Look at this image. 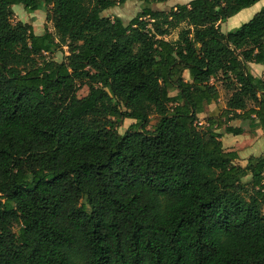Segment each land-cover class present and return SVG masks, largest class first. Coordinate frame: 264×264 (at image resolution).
<instances>
[{
	"label": "trees",
	"instance_id": "16d2710c",
	"mask_svg": "<svg viewBox=\"0 0 264 264\" xmlns=\"http://www.w3.org/2000/svg\"><path fill=\"white\" fill-rule=\"evenodd\" d=\"M128 1L0 0V264H264V155L223 144L264 130V9L221 31L262 0Z\"/></svg>",
	"mask_w": 264,
	"mask_h": 264
},
{
	"label": "rangeland",
	"instance_id": "374dc122",
	"mask_svg": "<svg viewBox=\"0 0 264 264\" xmlns=\"http://www.w3.org/2000/svg\"><path fill=\"white\" fill-rule=\"evenodd\" d=\"M193 0H171L167 3H162V4H154L152 5V8L157 11H165L169 12L173 7H176L178 5H185L188 4ZM144 7V4L141 3L138 0H129L124 6L117 7L115 9H112L110 11L105 12L103 15L105 17L109 18H114V17H120L122 18L126 23H129L132 19H134L140 12H142V9ZM264 9V0L253 6L252 8L246 9L242 11L240 14L236 15L235 17L229 19L227 22L223 23L221 26V31L224 34H227L229 32L236 31L237 29L241 28L244 24L250 22L255 15L260 13ZM14 10V17H13V23L17 24L19 22L31 24L34 28V31L37 35H42L46 31L49 32H54L53 24L49 20L50 16V8L47 6H44L42 10L34 12V13H29L23 5H15L13 7ZM239 16V17H238ZM178 33L179 31H175L169 38L168 40L170 41H175L178 39ZM68 55L67 49L64 51H59L56 54L52 56V59L55 60L58 63L63 62L65 59V56ZM185 78L189 79V74H185ZM221 91V100L218 105H214L211 108L209 107L207 109V113L201 117V121H205L207 117L210 115H221L222 111L226 108L227 100L229 96L231 95L230 93L226 92L221 86V84L218 85ZM89 90L85 87L79 92V98H83L88 94ZM159 122V118L156 116L152 117L150 126L148 127L149 130H154L155 126ZM133 124V121L131 120H126L120 127V133L125 134L126 131L130 128V126ZM240 121H235L232 123V125H239ZM246 130V134L243 136L241 139V142L238 143V149L241 152H245L246 156H248L249 152L247 151L248 149H252V145H254V140L255 137L250 134L248 126ZM226 135V134H225ZM224 135V136H225ZM234 136V135H233ZM232 135H228L227 139L225 140L224 147L228 151L230 150L229 145L230 141L235 140V136L233 137ZM229 140V141H228ZM256 145V151H261L259 149V146L262 145V142H257L255 143ZM257 152L255 153L254 156H257ZM245 159V156L243 155L241 158V162H243ZM239 161V164H240ZM14 231L18 233L19 229L15 227Z\"/></svg>",
	"mask_w": 264,
	"mask_h": 264
},
{
	"label": "crops",
	"instance_id": "0c3cea01",
	"mask_svg": "<svg viewBox=\"0 0 264 264\" xmlns=\"http://www.w3.org/2000/svg\"><path fill=\"white\" fill-rule=\"evenodd\" d=\"M239 17V16H238ZM221 26H222V24H221ZM251 69H252V74L254 75V77H256V78H262V79H264V66H262V65H257V64H251ZM214 106V105H213ZM212 106H210V108H211ZM205 114H203V115H201V117L202 116H204ZM213 115V114H212ZM200 117V118H201ZM204 122V121H203ZM233 126H235V127H241V126H243L244 128H245V130H247V124H243V123H241L240 122V124L239 125H233ZM245 135V134H244ZM244 135H242V136H235V140H231L230 141V145H229V148H230V150H228V151H236V152H238L239 153V156H240V160H241V158H242V156L244 155L245 156V159H242V160H244L243 162H241L240 160V165H242V166H245L246 164H247V161L251 158V157H259V156H262V155H264V130H262V129H258L254 134H253V136L255 137V140H254V145H252L251 147H252V149L250 148V149H248L247 151L249 152L248 154V156H246V154H245V152H241L237 147H238V143L239 142H241V139L243 138V136ZM227 136H228V134H226L224 137H223V141H224V144H225V140L227 139ZM233 136V135H232ZM234 137V136H233ZM229 141V140H228ZM257 142H262V145H260L259 146V149L261 150L260 152L259 151H256V145L257 144H255V143H257ZM225 146H226V144H225ZM227 147V146H226ZM257 152V156H254L255 155V153Z\"/></svg>",
	"mask_w": 264,
	"mask_h": 264
}]
</instances>
